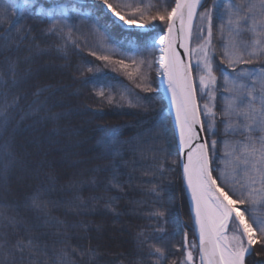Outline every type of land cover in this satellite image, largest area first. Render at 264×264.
Segmentation results:
<instances>
[{
    "label": "trees",
    "instance_id": "16d2710c",
    "mask_svg": "<svg viewBox=\"0 0 264 264\" xmlns=\"http://www.w3.org/2000/svg\"><path fill=\"white\" fill-rule=\"evenodd\" d=\"M21 3L0 0V90L7 82L9 99L20 97L19 107L7 112L0 98V230L6 217L23 219L32 227L31 235L47 244V254L39 257L46 264H164L156 248L164 251L167 264H180L185 248L198 258L175 127L158 91V63L150 59L140 64L136 57L137 47L150 46L166 24L157 22L137 33L121 27L101 5L88 9L73 0H27V7ZM70 13L83 23L48 30V19L70 20ZM96 20L111 43H101L92 30ZM13 21L16 26L6 40ZM26 28L31 29L28 35ZM251 35L241 32L237 41ZM101 55L111 61L98 59ZM9 62L17 65L16 87L11 86ZM148 86L152 91L143 90ZM218 96L217 113L222 107ZM217 127L223 128L219 118ZM105 129H114L118 139H109ZM214 138L222 155L221 136ZM256 248L260 254L246 264L264 261L261 246Z\"/></svg>",
    "mask_w": 264,
    "mask_h": 264
},
{
    "label": "snow or ice",
    "instance_id": "6c2138e0",
    "mask_svg": "<svg viewBox=\"0 0 264 264\" xmlns=\"http://www.w3.org/2000/svg\"><path fill=\"white\" fill-rule=\"evenodd\" d=\"M204 2L205 0H173L169 4V0H155L154 3L152 0H121L117 4L110 0H91L90 4L83 7L95 9L97 4H102L111 15L142 30L152 26L145 23L136 25L137 19L166 24L167 35L153 37L151 45L138 48L137 54L150 52L157 46H160L163 53L160 68L167 77L168 89L175 105L180 142L184 148L189 149L183 173L195 203V223L199 226L198 257L201 264H246V257L252 259L260 254L257 244L264 251V214H257L258 209H264V0H242V3L232 5L227 14L218 11V37L221 40L224 39L227 28V40L223 43L221 52L223 61L215 53L211 9H205L200 14L199 18L207 27L197 30L195 38L198 43L194 49L189 47L197 8L202 7ZM220 7L222 5H217V9ZM152 8L156 10L150 15H145L142 10ZM84 15L92 20L90 12H85ZM125 16L128 18L125 19ZM4 17L6 20L9 18L8 9L5 10ZM98 23V20L92 23V30L101 43H111V36L97 27ZM15 26L16 22L13 21L11 28L7 30L6 40ZM73 26L63 21L59 31ZM56 28L53 21L48 30ZM30 31V28H26L24 34L28 35ZM241 32L252 35L248 40L238 42L235 36H239ZM178 39L179 48L183 49L187 59L182 58L177 50ZM193 53L196 56L195 65ZM91 55L95 56L96 53L92 52ZM98 59L111 61L109 55H101ZM5 60L8 58L5 57ZM256 62H259V68L241 70L234 78L226 75L223 67V64H227L235 71L237 65H253ZM116 63L124 68L128 67L124 60ZM139 63L144 64L145 60L142 59ZM16 67L15 62L8 63L12 87H16L18 83ZM148 67H151L150 62ZM193 67L197 72L196 77L193 76ZM215 71H219L223 78V103L219 113L215 110ZM128 75L132 78V73ZM8 87L5 82L3 90H0L4 112L18 108L20 101L19 96L9 99ZM137 87L140 85L137 84ZM198 88L201 93L199 99ZM143 90L152 91L150 86ZM225 92L232 95H225ZM99 94L104 95L103 91ZM201 100L206 102L201 104ZM149 107L150 104L144 105L145 110ZM217 118L223 125L222 130L217 127ZM159 126L163 127V121H160ZM205 130L208 135L202 137L201 133ZM152 131L153 129H148L149 133ZM105 135L113 141L118 139L114 129H105ZM229 135H238L242 139L224 138ZM216 136H221L222 155L217 149ZM194 141L200 142L193 143ZM3 176L6 180L7 168ZM33 206L38 207L35 198ZM6 220L3 230H0V264H46L39 257L47 254L48 246L39 237L31 235L32 227L16 217H6ZM9 228L11 232L7 231ZM21 231L24 235L19 234ZM185 242L187 243L186 235ZM192 245L195 247L196 241ZM90 254L94 255L95 250H90ZM155 254L167 264V257L162 249L156 248ZM181 255L183 258L180 264H194L192 250L185 248ZM57 264L67 262L60 260ZM257 264H264V261Z\"/></svg>",
    "mask_w": 264,
    "mask_h": 264
},
{
    "label": "rangeland",
    "instance_id": "374dc122",
    "mask_svg": "<svg viewBox=\"0 0 264 264\" xmlns=\"http://www.w3.org/2000/svg\"><path fill=\"white\" fill-rule=\"evenodd\" d=\"M48 1H56V0H48ZM68 1H70V0H68ZM73 1H76V2H78L80 4H84V5L91 3V0H73ZM152 2L154 3L155 0H152ZM172 2H173V0H169V4H172ZM25 3H26V1L22 0L21 4H25ZM239 3H242V0H205V2L203 3V6L200 7V9H199V11L197 13V17H196L195 22H194L193 38H192L191 48L194 49L196 47L197 43H198L196 38H195V34H196L197 30L198 29L204 30L207 27V24L205 22H202L201 19L199 18L200 14L205 9H211L212 17H213V19H212V30H213V44L215 46V53H216V56L221 61H223L224 58H223V56H221V52L223 51L222 45L227 40V28L225 29L224 39L221 40L218 37L219 21L217 19V13L219 11V12H223V13L227 14L231 10V6L232 5L239 4ZM97 5H101L102 6V4H97ZM217 5H222V7L217 9ZM103 10L108 16H110L112 18V20H114L116 23H118L125 30L138 33V32H146V31H149L150 29H152V27H149L147 29H143L142 30L138 26H130L128 24H125L124 21L120 20L119 18H117V17L111 15L110 13H108L106 9L103 8ZM142 10L145 11V15H150V14H154L156 9L152 8V9H142ZM125 19H127V18H125ZM53 21L56 23V25H61L63 21H67V23H70V22H73V21H78L80 23H83V21L79 20L78 16L76 14H74V13H70V20L61 19V18H55V19H48L46 21V23L51 25L53 23ZM157 22H160V21H155V22L149 24V23L137 20L136 21V25H139L141 23H145L147 25L152 26L154 24L156 25ZM166 28H167V26H166ZM235 39L237 40L236 36H235ZM138 48H140V46H138L137 49ZM136 57L139 59V61L142 60V59L145 60L146 62H147V60H150V59H152V60L155 59L156 60V62L158 63V81H159V89H158V91H160L162 93V91H161V83H160V77H161L160 61H161V57H162V52L160 51V46H157L156 48H154L151 52H149V54H147L146 52H141ZM192 60H193V65H195V63H196L195 53H193ZM213 66H214V70H215V67H216L215 61H214V65ZM223 67L225 68V74L228 75L230 78H234L236 73L240 72L241 70L247 71V70L251 69L250 67L247 68L246 65L244 67V65H242V64L241 65H237L236 68H235V71H233L232 68H229L227 66V64H223ZM193 74H194V77L197 76V72H196L195 67H193ZM215 75L217 76V86H216L217 87L216 99H217L219 97L218 95L219 94L221 95L222 88L219 87V84H220V79H223V78L221 77V73L219 71H215ZM197 94H198V98H200L201 93H200L199 88H198ZM224 94L228 95V96L232 95L231 93H227V92H225ZM200 102H201V104H203L206 101L201 100ZM216 109L217 108L215 107V110ZM193 256H194V264H198V262L200 264L199 257L197 258L196 255H194V253H193ZM197 260H198V262H197Z\"/></svg>",
    "mask_w": 264,
    "mask_h": 264
},
{
    "label": "water",
    "instance_id": "95a60500",
    "mask_svg": "<svg viewBox=\"0 0 264 264\" xmlns=\"http://www.w3.org/2000/svg\"><path fill=\"white\" fill-rule=\"evenodd\" d=\"M26 1V0H24ZM200 7L197 8V13L199 11ZM49 10H52V7L49 9ZM196 19V18H195ZM195 19L193 21V26H194V22H195ZM163 35H167V28L164 30ZM179 39L177 41V50L181 53V56L182 58H185L187 59L186 57V54L183 52V49L179 48ZM191 45H192V40L190 41V44H189V47L191 48ZM163 55V53H162ZM162 58V57H161ZM162 74H163V70L161 68V77H160V83H161V91L164 95V98L168 104V110H169V113L171 114V117L173 119V123H174V127H175V132H176V137H177V145H178V152H179V156H180V165H181V171H182V178H183V182H184V187H185V191H186V195H187V199H188V203H189V208H190V213H191V217H192V221H193V226H194V230H195V235H196V239L198 237V233H199V226L195 223V203L192 199V195H191V190L188 188V185H187V180H186V177L183 173V164L187 162V152L189 151V149H186L183 147L182 143L180 142V136H179V124L176 120V116L175 114L173 113L172 111V107H171V103L169 102V100L166 98L165 94H164V84H163V80H162ZM194 76V74H193ZM198 96V94H197ZM199 99V98H198ZM203 118V116H202ZM205 131L203 133H201V136H205ZM200 141H194L193 143H198ZM197 245H198V239H197ZM248 257H246L247 259ZM201 264V262H200Z\"/></svg>",
    "mask_w": 264,
    "mask_h": 264
},
{
    "label": "bare ground",
    "instance_id": "6f19581e",
    "mask_svg": "<svg viewBox=\"0 0 264 264\" xmlns=\"http://www.w3.org/2000/svg\"><path fill=\"white\" fill-rule=\"evenodd\" d=\"M162 80H163V84H164V90H163L164 94H165L166 98L169 100V102L171 103V107L173 108L172 111L175 114V105H174L172 98H171V91L168 89L166 75L162 74Z\"/></svg>",
    "mask_w": 264,
    "mask_h": 264
}]
</instances>
